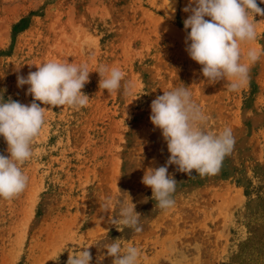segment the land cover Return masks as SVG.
Instances as JSON below:
<instances>
[{
    "label": "rangeland",
    "instance_id": "374dc122",
    "mask_svg": "<svg viewBox=\"0 0 264 264\" xmlns=\"http://www.w3.org/2000/svg\"><path fill=\"white\" fill-rule=\"evenodd\" d=\"M188 2L0 0L5 101L30 104L29 86L17 87V75L44 62L90 71L86 107L41 104L45 123L21 169L27 186L0 199V264H66L69 252L89 246L90 264H113L103 244L116 239L122 249L140 250L137 264H264V54L238 91H229L227 80L207 81L185 50ZM254 20L256 38L241 43V63H249V49L264 52V17ZM101 65L120 69L130 92L100 89ZM183 84L208 116L205 129L231 128L235 145L215 175L187 176L169 166L178 182L175 204L161 210L141 183L147 168L163 166L170 155L150 105ZM6 149L0 136V153L8 156ZM127 194L142 232L112 223Z\"/></svg>",
    "mask_w": 264,
    "mask_h": 264
},
{
    "label": "clouds",
    "instance_id": "9594fccd",
    "mask_svg": "<svg viewBox=\"0 0 264 264\" xmlns=\"http://www.w3.org/2000/svg\"><path fill=\"white\" fill-rule=\"evenodd\" d=\"M183 11L189 13L183 21L184 29H190L185 37L189 57L202 66L201 72L207 81L215 84L227 80L228 90L238 91L249 80L251 64L264 54L249 49V63H241L240 45L255 40L254 17H264V9L257 0H189ZM36 67L37 70L30 71L26 77L17 75V87L29 86L26 95L33 97L30 104H22L11 97L5 101L0 95V136L5 140L9 154L0 153V199H12L27 186L28 177L21 169L31 159L33 141L45 123L48 109L41 104L83 108L90 101L82 91L89 82L87 65L48 61ZM97 73L101 78L100 89L111 93L123 87L125 94L130 92L131 85L124 82V73L120 69L101 65ZM150 108V121L161 131L170 155L163 166L147 168L141 183L151 188L155 207L167 210L175 204L173 194L178 183L169 173V166L175 165L176 171L187 176L194 172L200 176L215 175L224 158L233 151L235 137L229 127L218 134L205 129L208 116L195 103L192 92L184 84L163 91L152 100ZM112 203L109 198L102 205L105 212L110 210ZM135 208L127 194L126 199L119 200L118 216L112 218V223L142 232L141 214ZM89 247L69 252L66 264H90ZM103 247L107 256L113 258V264H137L140 255L137 247L122 249L119 239L105 242Z\"/></svg>",
    "mask_w": 264,
    "mask_h": 264
},
{
    "label": "bare ground",
    "instance_id": "6f19581e",
    "mask_svg": "<svg viewBox=\"0 0 264 264\" xmlns=\"http://www.w3.org/2000/svg\"><path fill=\"white\" fill-rule=\"evenodd\" d=\"M37 262L39 263V260H38ZM37 262H36V263H37ZM39 264H40V263H39Z\"/></svg>",
    "mask_w": 264,
    "mask_h": 264
}]
</instances>
